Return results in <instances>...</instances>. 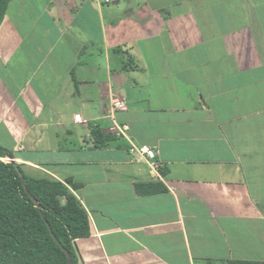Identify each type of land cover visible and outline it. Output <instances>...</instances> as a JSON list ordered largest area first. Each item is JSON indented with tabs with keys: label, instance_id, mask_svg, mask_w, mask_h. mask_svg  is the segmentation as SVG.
Masks as SVG:
<instances>
[{
	"label": "crops",
	"instance_id": "obj_1",
	"mask_svg": "<svg viewBox=\"0 0 264 264\" xmlns=\"http://www.w3.org/2000/svg\"><path fill=\"white\" fill-rule=\"evenodd\" d=\"M0 144L82 184L80 264H264V0H12Z\"/></svg>",
	"mask_w": 264,
	"mask_h": 264
},
{
	"label": "trees",
	"instance_id": "obj_2",
	"mask_svg": "<svg viewBox=\"0 0 264 264\" xmlns=\"http://www.w3.org/2000/svg\"><path fill=\"white\" fill-rule=\"evenodd\" d=\"M11 1L0 0V26ZM92 135L97 147L114 139L97 126ZM14 157L0 144V264H80L75 241L91 234L89 215L75 194L82 184L71 177H34ZM136 190L147 195L168 189L150 182L136 184Z\"/></svg>",
	"mask_w": 264,
	"mask_h": 264
},
{
	"label": "built area",
	"instance_id": "obj_3",
	"mask_svg": "<svg viewBox=\"0 0 264 264\" xmlns=\"http://www.w3.org/2000/svg\"><path fill=\"white\" fill-rule=\"evenodd\" d=\"M104 1L106 3L111 2V0H104ZM113 104H114V108L116 109H122V110L126 109V103L123 100L115 99ZM127 129H128V125L119 126L118 127L119 135L122 136L125 135ZM129 151L131 153L138 155L142 160L147 162L154 169L160 166V163L157 160V151L149 145L132 142L130 144Z\"/></svg>",
	"mask_w": 264,
	"mask_h": 264
},
{
	"label": "water",
	"instance_id": "obj_4",
	"mask_svg": "<svg viewBox=\"0 0 264 264\" xmlns=\"http://www.w3.org/2000/svg\"><path fill=\"white\" fill-rule=\"evenodd\" d=\"M12 160H14V159H12ZM68 255H69V258H70V262H71V254L68 252Z\"/></svg>",
	"mask_w": 264,
	"mask_h": 264
},
{
	"label": "rangeland",
	"instance_id": "obj_5",
	"mask_svg": "<svg viewBox=\"0 0 264 264\" xmlns=\"http://www.w3.org/2000/svg\"><path fill=\"white\" fill-rule=\"evenodd\" d=\"M215 264H220V263H215Z\"/></svg>",
	"mask_w": 264,
	"mask_h": 264
}]
</instances>
